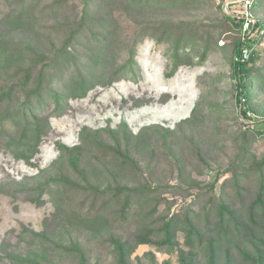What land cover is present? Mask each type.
Here are the masks:
<instances>
[{
	"label": "rangeland",
	"instance_id": "374dc122",
	"mask_svg": "<svg viewBox=\"0 0 264 264\" xmlns=\"http://www.w3.org/2000/svg\"><path fill=\"white\" fill-rule=\"evenodd\" d=\"M18 1L0 0V90L33 63L36 71L47 62L62 67L55 89L67 85L75 71L90 75L95 70L96 76L95 86L85 96L70 98L63 113L49 116L38 152L29 160L17 158L0 136V264H13L7 253L33 243L24 229L41 232L48 227L57 234L56 243L68 248L70 243H81L91 264H123L117 243L130 252L126 264H264V132L260 131L264 125H256L253 132L249 120L241 117V107H248L264 118V51L251 64L246 79L249 97L240 103L232 68L239 32L220 0L176 1L174 8L161 13L154 8L159 0H152L155 5L134 10L132 21L119 18L117 11L124 31L108 54L137 32L135 20H171L177 24L173 38L186 33L195 43L177 54L180 63L171 75L176 59L171 44L146 36L138 44L136 71L116 76L112 83L113 58L120 64L125 56L112 53L108 63L95 65L99 43L88 28L101 30L94 22L86 21L77 36L75 62L65 65L57 59L84 12L95 15V0L88 8L83 0H36L24 12ZM106 10L111 7L102 12ZM256 13L264 22V0H258ZM54 107H45L39 118ZM154 125L162 128L160 135L147 131L145 137L153 144L135 154L138 167L127 169L125 177L123 172L114 173L112 164L120 158L117 149L128 143L134 147L143 131ZM127 135L134 137L127 140ZM57 142L82 147L81 168L87 173L82 177L71 169L74 178L70 177L80 179L84 190L70 192L59 202L58 193L67 188L52 183L37 200L38 185L69 176L68 157L60 159ZM95 165L100 191L114 188L111 182L121 177L124 185L139 187L141 192L128 210L124 194L101 193L95 199V190L85 182L95 185ZM65 202H69L65 211L87 222H75V230L61 228L53 214ZM192 225L201 231L199 236L191 234ZM55 258L58 264L79 261L66 254Z\"/></svg>",
	"mask_w": 264,
	"mask_h": 264
},
{
	"label": "trees",
	"instance_id": "16d2710c",
	"mask_svg": "<svg viewBox=\"0 0 264 264\" xmlns=\"http://www.w3.org/2000/svg\"><path fill=\"white\" fill-rule=\"evenodd\" d=\"M83 1L87 8L90 7V2L92 0ZM176 1L185 3L189 0H159L155 3L158 6L154 8H156L161 13L162 10L166 11L174 8L176 6ZM35 2L36 0H19L17 3L20 6L21 11L24 12L27 6L35 5ZM151 2L152 0H95V15H89V10L84 12L83 16L80 17L79 21L75 25V32L69 38L70 44H65L63 50L57 54V56H59L57 59H59L60 63H64L65 65H67L68 62H75L77 55L75 52L77 51V36L82 32V28L86 27V21H88L90 24H93L94 22L95 27H98L101 30L99 32H91V29L88 28L89 32L91 33V38L99 43L98 56H95V58H97L95 65H98L101 62L108 63V59L110 56H112V53H114V57H117L122 53L125 56V59H123V62H120V64H117L115 61L116 58H113L114 71L109 83H112L114 80H116V78H118L116 76L124 77L136 71L137 63L135 57L137 54L138 44L141 43L146 36L154 38L156 42H163V40L166 39L165 42L171 44V47L174 50V56L176 58L174 68L169 73L172 75L180 63L179 59L177 58V54L181 50H184L186 46H191V44H194L195 42L192 41V36H187L186 33H180L176 38H173L174 30L176 29L177 24L168 19H164L162 21L145 22H138L135 20L137 22V32L129 40H122L123 42L119 45H116V49H114L111 54H108V48H112L113 43L115 45V40L117 38H122L121 31H124L123 27L119 24L120 21L118 18H116L115 13L120 11L121 16L119 15V18H122L123 16L125 21H128L131 19L132 14H134L136 10L143 11L144 7L146 8L155 5H151ZM117 3L120 4L119 7H116ZM107 6H110L111 10L102 12ZM226 17L238 29L239 23L227 15ZM100 34H102L101 37ZM89 42H91V40H89ZM207 52L208 49H205L204 53L200 55L202 61L205 60ZM240 53L241 41L239 39L234 50L232 68L236 77L238 91L240 93L238 101L241 103L243 99L247 100L249 97V93L246 90V79L249 77L251 64L254 63L259 57V53H253L249 61L243 62L235 60V57L239 56ZM23 74L24 75H21L20 73L16 72L14 75L17 77L16 81L12 84H6L0 90V136L6 138L7 146L12 149L13 154L17 158L29 160L31 155L38 152L39 145L41 143L42 129L44 125H50L49 116H58L63 113L65 111L64 106L68 104L70 98L85 96L87 92L92 89L93 86H95L93 78L96 75L95 70L91 72L90 75H85L81 71H75L73 74H71L70 78H68L66 83L67 85H63L61 89H55L54 85L56 81L61 78V75H63L62 67L56 63H44L39 71H36V63H33L31 66L24 69ZM21 93L24 95V97L20 95ZM51 104H55V107L49 113V115L44 118H39V113L45 107L48 108ZM249 111L256 114L248 107H241V117L244 119H250V116H248ZM257 116L258 117L253 118L254 124L251 125V131L253 132L258 130L256 125H264V118L258 114ZM160 129L162 128L158 125H154L148 129H145L141 138L139 136L137 139L134 147L128 143L126 146L117 149L116 155L120 156V158L117 160V162H119L117 165L115 162L112 164L114 173L122 174L123 172L125 177L128 174L126 171L127 169L138 167L137 161L134 159L135 154L139 151L144 152L147 148H150L151 144H153L152 140L149 141L145 136L149 134V132H152V135H160ZM147 131L149 132L147 133ZM165 131L168 133L169 129H166ZM260 131L264 132V129ZM131 136L132 135H127L126 139L128 140V138H131ZM133 137L134 136H132V138ZM57 148L61 152L60 159L68 157L70 170L69 176L59 175L57 177H52L47 182L38 185L36 191H34L39 194V199L37 200H41V195L45 194L51 188L52 183L56 184L58 188H67L66 192L62 189L61 192L58 193L59 202H63L66 194L70 192L84 190V187L82 188L81 184L79 183L80 179H72L70 177H73L72 173H70L71 169L77 173H80L82 177L87 173L86 170L81 168L82 147H69L66 144L57 142ZM197 151L200 153L199 155H201V151ZM169 153L172 154V151H169ZM108 162L110 163L111 160L109 159ZM104 169H106V167H104ZM98 176L99 173L97 166L95 165V185L89 181H85L90 189L93 188V190H95V199L100 197L101 193L104 196L112 195L114 197H119L120 194H124L126 199V206L124 208L125 211L128 210V208L132 205L136 194L141 192L139 191L138 186L135 187L138 189H132L127 185H124L122 182L124 177H121L118 182H111L115 184L114 188L109 186L103 188V190L100 191L98 188L99 184L96 182ZM75 180H77V182ZM144 186H146V184L141 186V188ZM147 188L145 189L146 191ZM57 207L58 208L53 214V217L58 218L61 228L66 227L67 230H75L77 228V226H75V222L78 221L77 224H83L87 222L85 217L76 215L71 211H65L69 208V202L59 203ZM98 217L99 215H96L95 220ZM90 221L91 220H89V222ZM171 227L172 221H169L166 224V228L164 229L167 233V236L171 233ZM23 232L24 234H28L30 236L31 242L33 243H28V248L18 250L19 252L17 249H14L7 253V256H9L13 264H58V259L55 258L57 254L60 256H63L64 254L68 255L69 257L70 255L74 256L79 259L78 264H91L81 246V243H70V249L67 247V245H65V243H56L55 239L57 238V234L54 232L52 233L49 227L45 228L41 232L32 230L29 231L27 228L24 229ZM193 233L199 236L201 231L192 225L191 234ZM30 245L31 247H29ZM116 247V252H118L120 261L123 264H126L130 252L127 251V248H125V246L122 244L119 245L117 243Z\"/></svg>",
	"mask_w": 264,
	"mask_h": 264
},
{
	"label": "built area",
	"instance_id": "2783aa9c",
	"mask_svg": "<svg viewBox=\"0 0 264 264\" xmlns=\"http://www.w3.org/2000/svg\"><path fill=\"white\" fill-rule=\"evenodd\" d=\"M219 3L225 14L239 23L241 53L235 60L249 61L253 53L264 51V22L256 13L258 0H220ZM248 116L251 124H254L253 118L258 117L250 111Z\"/></svg>",
	"mask_w": 264,
	"mask_h": 264
}]
</instances>
